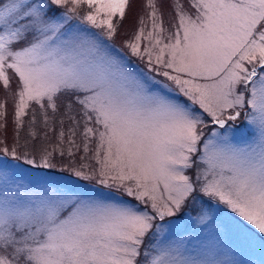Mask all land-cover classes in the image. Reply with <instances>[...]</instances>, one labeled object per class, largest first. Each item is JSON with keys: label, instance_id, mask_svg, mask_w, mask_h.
<instances>
[{"label": "snow or ice", "instance_id": "obj_1", "mask_svg": "<svg viewBox=\"0 0 264 264\" xmlns=\"http://www.w3.org/2000/svg\"><path fill=\"white\" fill-rule=\"evenodd\" d=\"M129 3L0 0V87L13 100L0 264H243L223 231L264 244V0H189L194 14L173 0L167 27L145 0L124 41L143 70L110 43ZM237 122L251 143L234 142ZM65 157L61 171L135 202L17 175ZM181 219L204 240L190 247Z\"/></svg>", "mask_w": 264, "mask_h": 264}, {"label": "rangeland", "instance_id": "obj_2", "mask_svg": "<svg viewBox=\"0 0 264 264\" xmlns=\"http://www.w3.org/2000/svg\"><path fill=\"white\" fill-rule=\"evenodd\" d=\"M145 0H130L129 6L126 10L125 17L120 21L118 32L114 40L110 43L115 46V49H119L122 56L128 58V62L133 68L143 70L144 65L136 58L129 56L128 50L124 47V41L129 40L133 37L138 27L139 18L144 14ZM173 0H158V6L163 14V21L165 26H170L175 23V13L172 8ZM185 10L194 14V9L190 7L189 0H180ZM115 22V21H114ZM150 27V25H149ZM142 42V47H143ZM16 80H12V89L16 88ZM7 97L6 103V127L0 132V137L5 138L9 143L12 140V117H13V100L10 93L6 92L0 87V99ZM211 127V126H210ZM234 142L245 144L251 143L255 138V132L252 127L244 123H235ZM82 155V153L78 154ZM54 163L57 165L53 169H29L27 166H23L17 169V175L26 184H32L37 186H50L55 185L61 188L70 189L76 193L84 196H91L99 199L115 200V201H128L134 203L131 198L122 196L115 189H108L98 185L95 181H84L80 178H76L67 171H61V168L68 163V158L65 157L63 160L57 158ZM77 163L79 161L77 160ZM218 219L224 221L228 219L224 212L218 213ZM182 227V231L186 235L192 236L190 247L197 245L198 242L204 240L205 233L197 231L193 225H187L185 227V219H181L177 222ZM174 234L172 238H176ZM221 239L225 243L235 245L239 250L238 259L243 261V264H264V244H261L259 239L253 241H243L234 232L223 231L221 233Z\"/></svg>", "mask_w": 264, "mask_h": 264}]
</instances>
